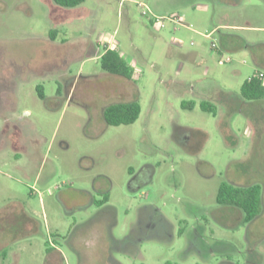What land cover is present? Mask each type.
<instances>
[{
  "label": "rangeland",
  "instance_id": "374dc122",
  "mask_svg": "<svg viewBox=\"0 0 264 264\" xmlns=\"http://www.w3.org/2000/svg\"><path fill=\"white\" fill-rule=\"evenodd\" d=\"M259 51L264 0H0V264H264V98L240 94ZM231 181L261 186L253 221L216 202Z\"/></svg>",
  "mask_w": 264,
  "mask_h": 264
},
{
  "label": "trees",
  "instance_id": "16d2710c",
  "mask_svg": "<svg viewBox=\"0 0 264 264\" xmlns=\"http://www.w3.org/2000/svg\"><path fill=\"white\" fill-rule=\"evenodd\" d=\"M62 7H75L85 0H53ZM100 62L103 70L109 74L130 78L134 67L127 62L116 48H106L101 54ZM38 97L43 98L44 93L41 86H38ZM240 94L247 100H258L264 98V82L255 72L246 79L241 87ZM182 106L192 108L193 102L182 101ZM200 106L203 110L213 112L211 105L202 101ZM141 111L138 101H125L111 103L103 110V117L108 125L131 124L137 120ZM216 202L221 205H229L238 208L243 212L242 221L248 223L256 218L262 209V191L259 184L233 185L222 182L216 194Z\"/></svg>",
  "mask_w": 264,
  "mask_h": 264
},
{
  "label": "built area",
  "instance_id": "2783aa9c",
  "mask_svg": "<svg viewBox=\"0 0 264 264\" xmlns=\"http://www.w3.org/2000/svg\"><path fill=\"white\" fill-rule=\"evenodd\" d=\"M138 4H140V3H138ZM142 15L146 16L151 23L157 24L160 27H163L165 25L166 19L170 20L174 24H182L183 23L182 17H180L177 14H172L170 16H159V15L154 14L147 6H145V9L142 10ZM211 34H212V31H209V32H206L204 35L206 37H210ZM212 46L215 47L216 46L215 43H212ZM226 60H230V57H227ZM257 75L260 78H262V80L264 82V71L263 70L257 71Z\"/></svg>",
  "mask_w": 264,
  "mask_h": 264
},
{
  "label": "flooded vegetation",
  "instance_id": "af4514ba",
  "mask_svg": "<svg viewBox=\"0 0 264 264\" xmlns=\"http://www.w3.org/2000/svg\"><path fill=\"white\" fill-rule=\"evenodd\" d=\"M42 99H44V100L46 99L45 94H44V97ZM228 183H231L233 185H238L236 181L235 182L231 181V182H228ZM101 201L102 200H100V202ZM62 262H63V257L61 255H59V251L58 250H50V251H48L47 264H62Z\"/></svg>",
  "mask_w": 264,
  "mask_h": 264
},
{
  "label": "crops",
  "instance_id": "0c3cea01",
  "mask_svg": "<svg viewBox=\"0 0 264 264\" xmlns=\"http://www.w3.org/2000/svg\"><path fill=\"white\" fill-rule=\"evenodd\" d=\"M227 26H235V25H227ZM190 28V26H188ZM262 43H260L261 45ZM107 48H114V46L112 45H108ZM105 50H103L101 53H99L97 56L100 57L101 54L104 52ZM260 52V51H259ZM255 63L259 66L255 72L259 71V70H263L264 71V51L259 53V56L255 57ZM225 95H229L228 93H225ZM253 221V220H252ZM59 255H61V252L59 251ZM114 262H116L117 264H119L116 260H114ZM45 264H47V256L45 258Z\"/></svg>",
  "mask_w": 264,
  "mask_h": 264
}]
</instances>
